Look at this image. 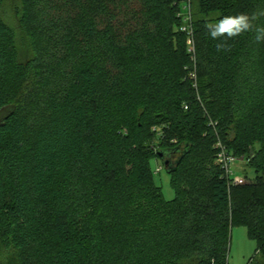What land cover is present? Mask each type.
Returning a JSON list of instances; mask_svg holds the SVG:
<instances>
[{
  "label": "trees",
  "instance_id": "trees-1",
  "mask_svg": "<svg viewBox=\"0 0 264 264\" xmlns=\"http://www.w3.org/2000/svg\"><path fill=\"white\" fill-rule=\"evenodd\" d=\"M20 1L30 65L52 46L74 62L41 119L3 115L22 57L0 0V264H227L235 226L257 243L249 264H264V0H196V87L179 0ZM240 16L248 30L211 37ZM218 140L249 160L254 182L229 183ZM159 151L176 163L171 201L153 183ZM75 164L144 200L128 212L110 193L112 230L76 228Z\"/></svg>",
  "mask_w": 264,
  "mask_h": 264
},
{
  "label": "rangeland",
  "instance_id": "rangeland-1",
  "mask_svg": "<svg viewBox=\"0 0 264 264\" xmlns=\"http://www.w3.org/2000/svg\"><path fill=\"white\" fill-rule=\"evenodd\" d=\"M197 8L198 3L194 0L192 7L194 17H196L194 13H196ZM2 13L4 20L16 35V41L22 57L20 66L16 65L17 68L14 75L6 81L5 92L8 106L4 110L3 115L12 109H16L22 115L27 116L29 120L41 119L45 92L61 87L66 73L69 72L73 65L74 59H71V54H69L68 50L52 46L50 49L48 48L49 54L46 55L44 53L39 62L36 61L30 65L31 60L34 58L31 48L24 46L26 43L24 40L25 34L21 26V1L5 0ZM185 39L187 43L186 36ZM194 42L196 43V36ZM188 68L190 70V80L193 73H195L197 78L196 62L192 58H189ZM18 70L20 73H18ZM193 82V85L196 87L197 81ZM152 128L154 127L152 126ZM161 136L159 134L150 136L146 140L144 147L150 151L154 150L160 146L159 138ZM108 152H110V149ZM237 157L243 159V161L235 166V175H247L248 181L245 184L254 182L255 175L248 166L249 160L242 156ZM159 167H161V170L158 172L157 169ZM151 169L153 171V183L161 189L164 199L166 201L175 199L176 192L172 185V176L167 171L163 161L152 158ZM92 171L91 165L75 166L73 181L74 199L69 205L72 209L73 221L78 229H84L88 225L93 228L95 227V230L99 232L104 228L112 230L113 225L112 223H108V218L112 217L111 214L115 210V205H113L114 207L112 206L113 208H110V203L108 202L110 199H106V196L112 194L111 197H113L115 193L114 204L119 203V207L128 209V212H135L136 209L132 204H138L144 198L142 196H135L134 192L130 193L128 187H119L118 190L113 189L112 191L99 187L97 177ZM118 195L121 201L117 199ZM256 248L257 243L249 237L246 227H233L227 264H249V261L255 255Z\"/></svg>",
  "mask_w": 264,
  "mask_h": 264
},
{
  "label": "built area",
  "instance_id": "built-area-1",
  "mask_svg": "<svg viewBox=\"0 0 264 264\" xmlns=\"http://www.w3.org/2000/svg\"><path fill=\"white\" fill-rule=\"evenodd\" d=\"M193 3L194 0H179L178 1V13L177 17L181 21L180 31L187 37V50L190 58L195 61L196 56V46H195V31H194V16H193ZM192 80L196 81L195 73L192 74ZM184 109H188L185 105ZM216 158L215 164L219 166L225 178L232 185H243L248 181V176H237L235 175V166L242 162L243 159L238 158L231 152L226 145H224L220 140L215 144ZM161 167L157 169L159 172Z\"/></svg>",
  "mask_w": 264,
  "mask_h": 264
},
{
  "label": "clouds",
  "instance_id": "clouds-1",
  "mask_svg": "<svg viewBox=\"0 0 264 264\" xmlns=\"http://www.w3.org/2000/svg\"><path fill=\"white\" fill-rule=\"evenodd\" d=\"M251 27L248 17L240 16L239 18H227L219 24L215 25L211 30V37L218 38L227 34V37H233L242 31H246ZM264 38V30L257 34V39Z\"/></svg>",
  "mask_w": 264,
  "mask_h": 264
},
{
  "label": "water",
  "instance_id": "water-1",
  "mask_svg": "<svg viewBox=\"0 0 264 264\" xmlns=\"http://www.w3.org/2000/svg\"><path fill=\"white\" fill-rule=\"evenodd\" d=\"M172 152H167V151H159L158 156L160 157L161 161H163L167 171L169 174L174 170L175 167V162L170 157V154Z\"/></svg>",
  "mask_w": 264,
  "mask_h": 264
}]
</instances>
